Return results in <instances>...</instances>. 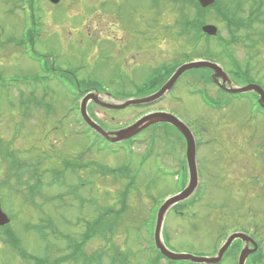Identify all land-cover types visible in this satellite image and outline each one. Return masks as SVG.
Returning <instances> with one entry per match:
<instances>
[{
    "label": "rangeland",
    "instance_id": "374dc122",
    "mask_svg": "<svg viewBox=\"0 0 264 264\" xmlns=\"http://www.w3.org/2000/svg\"><path fill=\"white\" fill-rule=\"evenodd\" d=\"M35 2L33 12L38 29L33 28L27 3L0 0V201L4 213L14 217L8 226H12L18 238L23 240L28 253L42 255L45 244L38 243L34 233H26L25 224H40V217H50L62 232L78 235L84 226L77 219L95 218L97 208L94 209L95 205L91 206L89 201H96L101 210L119 209L120 194L128 181L116 180L101 172L92 174L86 169L77 176L64 177L67 183L64 187L60 177L54 187L50 186V171H60L64 158L76 159L81 155L88 147L89 139L74 134L75 101L65 87L57 82L40 85L34 96L27 85L9 89L14 80H35L46 73L40 63L32 59L31 49L50 57L56 70H76L85 86L90 85L89 81L97 80L110 93L144 96L159 89L174 71L171 69L169 73L158 75L160 68L176 61L182 63L187 56L195 58L199 54L195 50L215 56L223 69L232 71L221 51L220 39L226 42L238 39L229 48L231 56L242 76H248L253 84L264 88V17H258L259 8L250 0H232L228 21L234 26L228 28L227 21L215 17L216 12L205 15L200 22L217 26L219 37L196 45L197 33L186 38L179 35L182 4L176 6L169 0H159L157 6L151 0H61L58 5L49 0ZM258 3L264 5V0ZM229 4L230 0H222V7ZM185 6L189 9L185 13L196 22L191 4ZM187 76L172 94L156 104L110 112L90 103L89 114L108 131L152 112L164 111L181 117L194 133L197 131V141L202 142L197 164L199 186L203 192L199 203L189 208L185 219L178 218L173 210L169 211L162 232L164 244L175 254L211 258L226 234L246 232L260 246L258 255L250 257L247 264H264V117L253 118V108L244 99L235 100L224 110L210 111L199 97L188 96L190 89L207 87L215 100L226 96L221 95L216 86L200 85L197 74ZM149 78L157 79L155 88L138 86L139 90L146 89L140 92L135 85H141ZM35 99L52 108L45 110L35 106ZM30 105L29 115L27 106ZM45 111L50 112V118H45ZM60 115L69 117L58 125ZM153 130H158L156 148L142 164ZM176 135H180L176 129H166L159 124L144 130L133 147L131 169L140 174L127 200L126 213L115 226L112 238L120 251L129 254L130 264H146L151 246L149 220L153 219L161 202L177 194L181 186L183 175L179 173L178 165L185 146ZM173 142L178 143L177 146ZM2 150L9 154L8 162L2 159ZM125 158L123 153L93 150L84 161L119 167ZM16 160L26 162L30 167L38 165V178L29 183L34 184L40 175H44V186L39 187L43 190V200L35 197L42 210L24 204L20 196L14 195L15 177L12 179L11 174L7 175V164ZM29 175L27 172L23 179L27 180ZM79 177L86 183L78 193V198L86 199L84 207L80 208L79 201L73 196H64L52 205L46 203L48 196L66 194L71 185L79 186ZM8 180H11V186H5ZM56 240H50L54 245L53 258L65 254L57 252V249H63V243ZM102 246L105 247V243L95 239L86 250L92 253ZM239 253L223 256L221 264H236ZM0 264L27 262L0 243ZM104 264H108L106 258Z\"/></svg>",
    "mask_w": 264,
    "mask_h": 264
},
{
    "label": "trees",
    "instance_id": "16d2710c",
    "mask_svg": "<svg viewBox=\"0 0 264 264\" xmlns=\"http://www.w3.org/2000/svg\"><path fill=\"white\" fill-rule=\"evenodd\" d=\"M231 1V0H230ZM187 3L191 4V7L194 8L196 16H197V20L195 22L191 21L190 18H187V21L185 23V27H182V32L181 36H185L189 37L192 35V30H195V33H197L196 36V41L200 40V38L203 36L201 34V31H199V26H200V20L201 18H204V14L207 15H211L212 12H216L214 15L216 18H222L224 21H227L228 23V28L232 26H234L232 21H228L229 18V14H230V8L232 7L231 4L222 7V0H218L215 4L214 7H212V9L210 10H204L202 9L199 4L197 3L196 0H187ZM189 10V9H187ZM194 13V15H195ZM211 17V16H209ZM222 49V53H224V57L226 59L227 56L226 54V46L223 44L220 46ZM196 53L199 52V54L196 57H205V58H210L213 60H217V58L215 56H211L209 54H203L200 51L201 50H195ZM32 58L39 62L44 61L42 59V56L39 58L37 55H34L32 53ZM190 57H186V59H189ZM46 63H48L46 61ZM170 74V73H169ZM63 78H67L66 76H62ZM47 80V79H46ZM157 79H150L148 81V85L145 88L148 87H152L155 88V82ZM240 81H247V79L245 77H240L239 79ZM30 81V80H28ZM61 83H63L61 81ZM210 84L211 86H214L212 81L207 78L204 82L205 84ZM157 86H159L158 84H156ZM82 87H90V86H85L82 85ZM68 91L73 95H76V90H77V85H72L70 87H67ZM102 90V89H101ZM143 89L140 92H144ZM220 94L223 96H226L224 99L219 100L222 101L223 103L225 102L226 104H230V101H232L233 98H239V97H234V96H230L226 93H224L222 90H219ZM77 96V95H76ZM221 104V103H220ZM41 105V103H40ZM218 108L220 107V105L217 106ZM257 107V105H256ZM259 110V108H258ZM259 111H262L261 109ZM263 112V111H262ZM164 127V126H163ZM101 144L102 142L97 140L96 142H94L92 144L93 148H96L98 150L101 149ZM9 154L7 153V151L2 150V158L4 160L8 159ZM84 158L85 155L84 153H82L81 155H79L76 159H67V160H63L62 162V169L57 173V176H65V175H73V176H77L79 174V172L81 170H91V173H103L106 174L108 176H112L114 179L116 180H120V179H127L128 183L125 185L123 191L120 194V208L114 209L112 207L109 208H103V210H101L100 208H98L97 210H99L97 212V216L95 219H93L92 221H90V225L91 227L88 228V230L86 231V235L84 237V242L87 243L89 241H92L96 238H99L103 241H105L106 243V248L103 249L105 252L104 253H100L96 252L94 254H86V253H80V252H73L69 257L63 258V259H59V260H54V261H47V260H38L36 258H34V260H36L37 264H63V263H67L69 264V262H72V260L74 261H79L82 260L84 264H98L100 262L99 258H102L103 254L105 256H107V258L109 259L110 264H129V254L127 253H123L122 251H120L112 242V238L114 236V231H115V226L117 225V223L120 221V219L123 217V215L126 213L127 210V200L130 196V193L132 192V190L135 188L136 185V178L135 176L132 175V171L127 168L126 166H120V167H107L104 165H100L98 164V162H90V164L85 163L84 162ZM65 159V158H64ZM21 160H16V161H12L11 163H8L7 166V172L9 174H11L12 178L15 177L16 179V185H15V189L13 190L15 192V195L20 196L21 200L24 204H26L27 202H30L34 196V191L37 192V184H33L30 185L28 181H31L32 179L34 180L35 178H38V165H35L30 167L26 162L25 163H20ZM16 171V173L14 172ZM30 172V175L28 176L27 180H24L23 177L24 175ZM38 181V180H37ZM26 185V190L28 191L27 193H25L23 190H21L20 188ZM39 189V188H38ZM11 190V189H10ZM68 194H77V188L71 187L68 191ZM191 204H181L179 207L180 208H188V206ZM36 206V204H35ZM37 207V206H36ZM52 232H54V230H52ZM1 235V234H0ZM44 238H47V235L44 236ZM5 244H17L19 243L18 239L16 238V233L13 231L12 227H5L3 228V236L1 239ZM69 244L70 245H76V239L69 237L68 238ZM18 246V245H15ZM22 256H25L24 254H21ZM258 255V254H257ZM75 264H77V262H75Z\"/></svg>",
    "mask_w": 264,
    "mask_h": 264
},
{
    "label": "water",
    "instance_id": "95a60500",
    "mask_svg": "<svg viewBox=\"0 0 264 264\" xmlns=\"http://www.w3.org/2000/svg\"><path fill=\"white\" fill-rule=\"evenodd\" d=\"M50 1L54 4H58L60 2V0H50ZM198 1L200 2L202 7H204V8L211 6L215 2V0H198ZM204 31L209 35H216V33H217V29L215 27H212V26L205 27ZM200 68H208V69L213 70L215 72L214 79L223 78L224 83H226L227 78L223 74L222 69L218 65L212 64L210 62H198V63L188 64V65H184V66L180 67L177 70V72L171 77V79L167 82V84L158 93H156L155 95L148 97V98L130 100L124 104L116 105V104H109V103L102 102L99 100L98 94L97 95L91 94V95L87 96L83 102L82 114H83V118L85 119V121L93 129H95L104 138H106L109 141L114 142V143H118V142H122L124 140L130 139L133 136L140 133L141 131H143L144 129H146L150 126H153L155 124H158V123L171 124L178 131H180L184 135V137L186 138V141H187V161H188L189 169H190V181H189L188 187L186 188V190L183 193L171 198L170 200H167L158 212V219H157V223H156L157 225H156V231H155V240H156L157 248L160 249V251L162 252V254L164 256H166L169 259L175 260V261H178V260L189 261V260H191V261L197 262V263L216 264L222 259L224 253L229 249V247L232 245V243L235 240L239 239L246 244L252 243L254 246L253 250H250L248 247H245L242 250L238 264H245L247 258L258 250V246L250 237H248L246 234H243V233H235V234L231 235L228 238L224 247L220 250L219 255L216 258L200 259V258H193V257L188 256V255L172 254L166 250L165 246L161 242L160 232H161L162 223H163V220H164L166 213L174 204L182 202V201L188 199L189 197H191L192 194H194V192L196 191V189L198 187V183H199L198 182V172H197V167H196L195 140H194L192 133L190 132V130L188 129V127L184 123H182L179 119H177L176 117H174L170 114L155 113V114H151V115H148V116L141 118L134 125L126 128L124 130H121L117 133H106L100 127H98L95 123H93L89 119V117L87 116V113H86V105H87L88 101H90V100H93L97 104H99L103 107H106V108H110V109H124V108H127L129 106H133V105L139 106V105H146V104L154 103V102L162 99L173 88V86L176 84V82L178 81V79L181 77V75L184 72L192 70V69H200ZM221 87L223 89H225L226 91H228L229 93H243V92L254 91L261 97L260 103L264 106V91L261 88H259L258 86L251 85V86H248L246 88H239V89H234V88L226 89L224 85H221ZM8 222H9V220H8L7 216L1 211V208H0V225H5Z\"/></svg>",
    "mask_w": 264,
    "mask_h": 264
}]
</instances>
